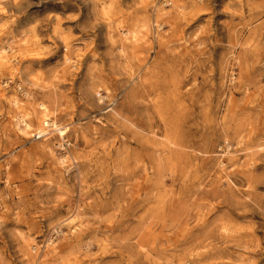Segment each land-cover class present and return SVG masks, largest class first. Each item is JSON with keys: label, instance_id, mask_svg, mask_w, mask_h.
<instances>
[{"label": "rangeland", "instance_id": "obj_1", "mask_svg": "<svg viewBox=\"0 0 264 264\" xmlns=\"http://www.w3.org/2000/svg\"><path fill=\"white\" fill-rule=\"evenodd\" d=\"M174 1L0 0V264H264V0Z\"/></svg>", "mask_w": 264, "mask_h": 264}, {"label": "bare ground", "instance_id": "obj_2", "mask_svg": "<svg viewBox=\"0 0 264 264\" xmlns=\"http://www.w3.org/2000/svg\"><path fill=\"white\" fill-rule=\"evenodd\" d=\"M142 1H145V0H142ZM171 3L174 4V5L176 4L174 0H171ZM162 26H163V24H160V27H162ZM24 33L28 34V32L23 31L22 34H24ZM27 39H29V38H24L21 41V42H24L23 44L26 47H28V43H29ZM25 46H24L23 49H25ZM7 47L8 46H1L0 47V54H1V59L2 60L5 59V56L7 54V50H8ZM22 47H23V45L20 46V49L21 50H22ZM97 96H98V100L100 102H104V97L102 96V94H101L100 91L97 92ZM44 108H46V107H44ZM111 110L114 111V113H115V117L114 118L118 122H120L122 124L126 123L128 129L130 130V133L133 135V137L137 135V130H135V129H141L143 131H146L148 134H155V132L153 130L147 129L146 126L143 123H140L138 120L132 119L131 117H127V116L123 115L122 113H120L119 111L118 112L115 111L114 108H111L110 111ZM25 126H26L25 129H28V125L26 124ZM48 127H55L57 129L58 133L61 136H63V135H65V133L67 132V130H70L72 127H74V125H71L70 127L60 126L57 122H55V120H51L50 119L49 114H48V112L46 110V111H43V114H42V117H41V124L38 127L39 137L46 136L47 135V133H48V131H47ZM169 141L172 142L173 140H169ZM155 144H156L155 142L149 141L148 148H147V152L149 154L150 160L153 161V163H155L157 165V166L156 165H152V168H154V170H155V172H154V174L152 176H155L156 175V173L158 172V166H160V163L165 158L164 152L161 151V149H159ZM60 146H62V144H60ZM164 151H166V149ZM64 157L65 158H63V162L65 163L67 161V159H68L67 153H64ZM0 206H3L2 203H1V201H0ZM77 231H78V226L77 225H73V226L70 227V229H69L68 232L71 235H75ZM55 232L56 233H55V235L53 237L54 239L51 238L50 243L53 242V241H55L56 238L62 234V230H60V228L56 229ZM29 263L30 264H37L38 263V260L35 259V258H31L30 261H29Z\"/></svg>", "mask_w": 264, "mask_h": 264}, {"label": "built area", "instance_id": "obj_3", "mask_svg": "<svg viewBox=\"0 0 264 264\" xmlns=\"http://www.w3.org/2000/svg\"><path fill=\"white\" fill-rule=\"evenodd\" d=\"M2 210V206H0V211Z\"/></svg>", "mask_w": 264, "mask_h": 264}]
</instances>
